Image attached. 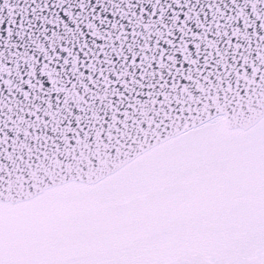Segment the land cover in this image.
I'll return each mask as SVG.
<instances>
[{
    "label": "snow or ice",
    "instance_id": "6c2138e0",
    "mask_svg": "<svg viewBox=\"0 0 264 264\" xmlns=\"http://www.w3.org/2000/svg\"><path fill=\"white\" fill-rule=\"evenodd\" d=\"M0 264H264V0H0Z\"/></svg>",
    "mask_w": 264,
    "mask_h": 264
}]
</instances>
